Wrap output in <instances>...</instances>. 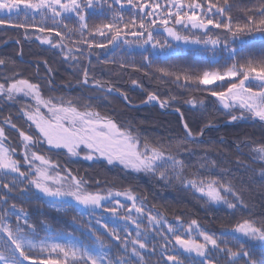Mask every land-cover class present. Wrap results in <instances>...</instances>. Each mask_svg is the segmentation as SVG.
I'll return each mask as SVG.
<instances>
[{"label":"snow or ice","instance_id":"obj_1","mask_svg":"<svg viewBox=\"0 0 264 264\" xmlns=\"http://www.w3.org/2000/svg\"><path fill=\"white\" fill-rule=\"evenodd\" d=\"M0 26L24 29L26 40L57 50L62 62L81 65L79 86L103 94L45 99L41 84L14 69L11 76H0V101H34L19 110L29 132L19 130L11 116L0 122V264H147L145 254H156L157 238L162 264H264V219L243 218L219 235L195 219L187 226L181 216L168 222L132 189L104 190L97 181L93 190L89 181L45 154L101 161L128 175H151L165 186L179 181L211 208L250 213L243 187L228 178L232 170L221 168L223 160L213 158L210 146L189 148L205 144L206 132L218 130L211 119L194 130L175 107L180 134L167 143L148 141L131 125L95 110L101 106L95 101L113 93L128 97L92 76L91 65L98 50L129 55L139 50L141 62L131 64L135 71L183 90L165 93L164 99L148 92L144 103L161 109L187 105L197 112L213 107L230 124L264 126V0H0ZM65 39L75 47L68 48ZM129 64L121 59L119 66ZM4 66L0 58V69ZM131 84L133 90L143 87L136 79ZM6 126L21 138L22 160L15 148L5 146ZM235 147L242 176L264 187V140ZM242 148L249 150L246 161L238 158ZM193 157L198 167L189 177ZM24 205H34L33 211ZM45 209L72 213L65 222L71 231L52 234L51 225L40 219Z\"/></svg>","mask_w":264,"mask_h":264},{"label":"trees","instance_id":"obj_2","mask_svg":"<svg viewBox=\"0 0 264 264\" xmlns=\"http://www.w3.org/2000/svg\"><path fill=\"white\" fill-rule=\"evenodd\" d=\"M125 18H128L127 13H125ZM36 23H40L39 17ZM46 23L52 25L53 22L47 20ZM74 26V22H68L69 28ZM23 33H25L24 29L0 26V58L6 60V66L0 69V76H11L14 69L15 72L21 74L22 78L41 84L42 95L45 99L50 96L73 99L95 95L103 96L102 93L93 92L89 88L79 86L78 80L81 78V65L73 66L70 62H62V55L58 54L57 50L50 49L47 45L42 46L38 41L25 40ZM75 39L76 37L71 38L73 41ZM17 41L20 43L18 44ZM63 43L68 48L75 47L74 43L68 39H65ZM113 59L116 60V63L111 62ZM121 59L129 61V66L121 68L119 66ZM81 60L86 66L88 62L87 56L81 57ZM106 60L109 62L106 63ZM141 60L142 56L139 50L132 51L130 55L123 53L120 49L107 54H105V50H98L92 56L91 75L102 82L110 83L119 88L120 92L126 94L128 101L133 104L144 101L148 92L155 91L164 99L166 98L165 93L175 96L180 91H183L174 85H165L149 80L144 77L143 72L135 71L131 64H139ZM44 61H47V64ZM133 79L138 80L143 87L133 90V85L131 84ZM49 80L52 81L51 84L48 83ZM33 102L23 97L11 103L0 101V122L11 116L12 121L17 124L19 130L29 132V124L24 118H21L19 110L26 103L32 104ZM95 104L101 105L95 110L100 111L102 115L113 117L126 126L131 125L148 141L167 143L170 138L180 134L181 122L178 114L174 112L164 113L156 105L149 104L138 108L129 107L114 93L104 97L103 101H95ZM178 106L181 107V111L184 112L185 118L193 126L194 130H197V123L200 127H203L204 122L209 119L218 126V130L206 132L203 137L205 144L200 146L189 145V148L197 147L198 149H203L210 146L213 158L223 160L221 168L232 170V175L228 178L238 187H243L245 203L248 204L251 210L250 213L248 211H236L233 215V211L226 209L224 206H219V210L211 208L203 201L197 199L192 191L184 190L179 181L165 186L162 183H158L151 175L144 173L128 175L126 172L121 171L120 168L107 166L101 161L93 163L77 158L69 161L63 155H56L51 152H46L45 154L52 156L55 161L59 162L61 167L69 168L73 175L89 181L93 190L98 187L97 181L99 182V187L104 190L123 192L127 189H132L134 194L146 197L147 205L160 211L168 222H173L176 216H181L185 226H187L188 222L195 219L203 229L219 235L222 230L231 229L237 221L243 218L251 216L256 219H264V215H262L264 213V187L258 182L253 183L249 176H242L243 169H238L236 164L237 152L235 147L240 141L255 143L264 140V126L251 121L239 125L223 123L228 118L222 113H217L213 107H209L206 111L197 112L188 111L187 105H174L173 107ZM5 132L8 137L5 146L15 148L17 151L16 158L22 160L23 146L18 132L7 126L5 127ZM220 140H223L224 143L220 144ZM40 151H44V149H40ZM241 151L244 155H240L238 158L241 161H246L249 150L242 148ZM219 153L224 155L221 156ZM197 161L198 157L192 158V167L188 168L186 172L189 177L198 167ZM241 179L244 180L243 185H241ZM120 199L122 202L124 201V197H120ZM17 203L19 205L18 201ZM24 207L30 212L34 209V205H24ZM44 211L46 215L40 217V219L46 220L51 225L52 234L61 230L71 231L65 222L71 220L72 213L64 215L51 209H45ZM85 218L87 219V217ZM40 235L45 236L48 233L41 232ZM76 235H79V233H76ZM153 243L157 244L156 254H145V261L147 264H162L159 249V244L162 241L157 238V241H153Z\"/></svg>","mask_w":264,"mask_h":264},{"label":"water","instance_id":"obj_3","mask_svg":"<svg viewBox=\"0 0 264 264\" xmlns=\"http://www.w3.org/2000/svg\"><path fill=\"white\" fill-rule=\"evenodd\" d=\"M124 102H126L127 103V101H125L124 100ZM128 105H130V106H134V107H139V106H141V105H144V104H147V103H141V104H136V105H132V104H129V103H127ZM158 105V104H157ZM159 106V105H158ZM161 109V108H160ZM162 110H164V111H175L173 108H169V109H162Z\"/></svg>","mask_w":264,"mask_h":264},{"label":"rangeland","instance_id":"obj_4","mask_svg":"<svg viewBox=\"0 0 264 264\" xmlns=\"http://www.w3.org/2000/svg\"><path fill=\"white\" fill-rule=\"evenodd\" d=\"M32 104L34 105V102Z\"/></svg>","mask_w":264,"mask_h":264}]
</instances>
